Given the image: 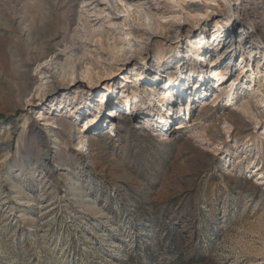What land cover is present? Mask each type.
I'll return each instance as SVG.
<instances>
[{"label":"rangeland","instance_id":"rangeland-1","mask_svg":"<svg viewBox=\"0 0 264 264\" xmlns=\"http://www.w3.org/2000/svg\"><path fill=\"white\" fill-rule=\"evenodd\" d=\"M9 1L0 0V23L7 7L17 11L0 26V264H264V71L255 65L264 69V0H232L230 10L211 2L191 33L205 60L183 26L98 86L77 77L48 97L22 64L80 4ZM20 15L34 20L29 32ZM214 69L227 75L220 89ZM122 93L129 107L117 115Z\"/></svg>","mask_w":264,"mask_h":264},{"label":"bare ground","instance_id":"bare-ground-1","mask_svg":"<svg viewBox=\"0 0 264 264\" xmlns=\"http://www.w3.org/2000/svg\"><path fill=\"white\" fill-rule=\"evenodd\" d=\"M31 1L34 3L35 7L42 9L43 5L45 6L48 4L46 0ZM74 1L80 4V10H73V13L71 11V18H69L70 20L67 22L66 31L54 34V38L48 48H45L43 45L39 46L33 53H31L29 61L26 64H22V67L24 68L23 74H26L27 69H32L36 72L37 77L33 78L30 77V75H28V77L29 80L31 79L32 83H35L36 94L40 97L56 95V93L60 92V87H58L56 83L64 86L76 84V82L74 83V80L77 77L91 87H96L102 83V77H104V80H109L114 76L118 69L125 68L127 64L134 63L133 56H135L134 58L136 59H143V53L154 37L159 38L160 43H162V36L168 40L176 39L178 37V30L183 26H187V38L189 39L188 42H190L189 51L192 55H195L197 59L205 60V53L202 52V55V53L195 50L196 43L193 42L194 45L191 42V38L194 36L191 34L192 29L200 27V25L203 24V21H206V18H209L208 10L212 8V3L214 5L224 3L227 5L226 10H230L234 5L232 0H204L203 6L198 3L199 0ZM6 5L8 4L5 2L4 6ZM7 8L10 11V15L5 14V18L1 19L3 22L0 23V26L2 27L7 26L9 23H14L17 18L15 7L10 6ZM52 15L50 14V16ZM92 16H94V18ZM18 17L21 19H19L20 22L18 21V28L21 33L29 32L34 24V20L24 24L26 19L23 18L22 15ZM100 20L101 22H99ZM221 21L222 20L216 19L215 24L221 23ZM104 23H106V25ZM60 42H63L65 45L63 50L58 51L56 48L60 46ZM91 43H94V50L91 49ZM256 43L252 44L250 47L251 49L247 51L249 56L252 55L255 48H258L255 45ZM166 44L162 43L161 45ZM169 45H171V43ZM262 55H264V53ZM162 56V50L157 49L155 58L156 62H160L161 64ZM100 58H106L108 63L105 65L103 63L101 64L99 60ZM255 60L256 70L260 69V71H264V69L259 67L260 60ZM19 65L21 64H18V66ZM250 70L251 72L248 79L245 81V84L247 85H243L245 87H250L251 83L255 80L254 68L251 67ZM213 74L214 79L217 82L216 87L220 89L221 84L227 78L226 72H224V70L220 71L219 69H214ZM139 75V73L134 75L135 83H138L140 78L137 77ZM227 80H229V78ZM63 89L65 91L66 88H62V90ZM235 89L236 88H233V83H231L227 88H224L221 91L222 98L229 102L233 98ZM105 92L104 97L112 92V88L107 85ZM133 94L134 101L138 100L139 92L134 90ZM161 94L164 95L165 93L163 92ZM121 96L126 97V102H124V104L127 103V106L122 104L124 107L120 109L122 113L119 111L117 115H123V112L126 111L125 109H128L127 107H129L127 100L129 99V95L127 93H122ZM155 96L157 99L163 98L160 93ZM28 101L30 102L33 100L29 99ZM256 101L262 102L263 100L260 97L257 98ZM61 102L65 106L68 105L66 99L65 101L63 99ZM117 106H120V104H117ZM242 108L246 112L251 111L252 114L251 101L249 99L242 104ZM177 125L179 128L186 127L183 122L177 123ZM50 131H52L51 135L54 136V139L57 140V131ZM88 140L80 141L81 146L86 147Z\"/></svg>","mask_w":264,"mask_h":264}]
</instances>
